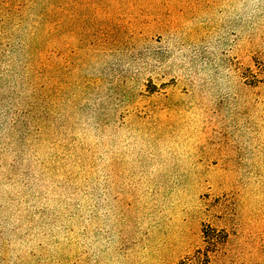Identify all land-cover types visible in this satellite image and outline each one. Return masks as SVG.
Wrapping results in <instances>:
<instances>
[{"label":"rangeland","instance_id":"rangeland-1","mask_svg":"<svg viewBox=\"0 0 264 264\" xmlns=\"http://www.w3.org/2000/svg\"><path fill=\"white\" fill-rule=\"evenodd\" d=\"M0 264H264V0H0Z\"/></svg>","mask_w":264,"mask_h":264},{"label":"trees","instance_id":"trees-1","mask_svg":"<svg viewBox=\"0 0 264 264\" xmlns=\"http://www.w3.org/2000/svg\"><path fill=\"white\" fill-rule=\"evenodd\" d=\"M211 232H214L213 231V229L212 228H210V227H207V229L206 230H204V238L206 239V241L210 244V243H212L211 242V240H213L214 239V236H213V234L211 233ZM207 251H208V249L206 248L205 250H198L197 251V256H196V259L197 260H200V259H207Z\"/></svg>","mask_w":264,"mask_h":264}]
</instances>
